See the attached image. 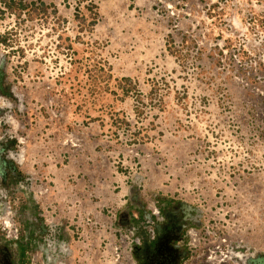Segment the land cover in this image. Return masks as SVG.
I'll return each mask as SVG.
<instances>
[{"label":"rangeland","instance_id":"obj_1","mask_svg":"<svg viewBox=\"0 0 264 264\" xmlns=\"http://www.w3.org/2000/svg\"><path fill=\"white\" fill-rule=\"evenodd\" d=\"M19 261L264 264V0H0Z\"/></svg>","mask_w":264,"mask_h":264},{"label":"trees","instance_id":"obj_2","mask_svg":"<svg viewBox=\"0 0 264 264\" xmlns=\"http://www.w3.org/2000/svg\"><path fill=\"white\" fill-rule=\"evenodd\" d=\"M161 202H160V205L162 204ZM155 204H157L156 205L157 212L160 213L162 211V207L159 206L158 201H156ZM141 218H142L141 211L137 210V215H136L135 219L132 220L133 224L136 225L138 223V221L141 220ZM18 250H20V252H22V250L20 248H18ZM17 264H23V263L19 261Z\"/></svg>","mask_w":264,"mask_h":264}]
</instances>
